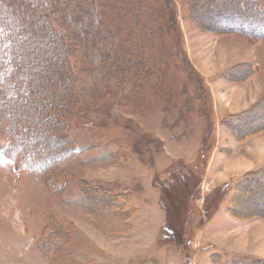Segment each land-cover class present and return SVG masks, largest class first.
I'll return each instance as SVG.
<instances>
[{
  "label": "rangeland",
  "instance_id": "obj_1",
  "mask_svg": "<svg viewBox=\"0 0 264 264\" xmlns=\"http://www.w3.org/2000/svg\"><path fill=\"white\" fill-rule=\"evenodd\" d=\"M116 4L105 0V23L121 39L133 33L139 95L95 99L99 107L57 127L63 143L27 133L29 149L40 155L78 148L58 165L43 155L53 166L46 171L37 167L39 155L24 160L13 148L14 158L5 156L8 136L20 134L8 130L7 117L28 97L12 70L28 72L29 64L20 45L0 44V264H264V219L238 227L223 213L210 222L197 192L218 122L238 120L252 136L241 154L261 153L242 156L247 167L242 159L226 163L216 181L243 172L234 212L264 216V165L251 171L264 160L257 141L264 135V0H132L131 10L125 0ZM80 77L91 86V74ZM37 109L44 111L32 119L41 123L48 114ZM41 124L55 133L52 123ZM210 236L220 238L210 243ZM222 242L255 253L228 255Z\"/></svg>",
  "mask_w": 264,
  "mask_h": 264
},
{
  "label": "trees",
  "instance_id": "obj_2",
  "mask_svg": "<svg viewBox=\"0 0 264 264\" xmlns=\"http://www.w3.org/2000/svg\"><path fill=\"white\" fill-rule=\"evenodd\" d=\"M125 2L130 5L131 10L132 0ZM110 3L113 7L117 6L116 0H110ZM104 7L105 0H0V44L12 50L20 45L23 51L19 57L29 64L26 67L29 68L28 72L20 74L12 70L14 79L17 77L18 82L25 80L24 88L28 97L17 101L19 113L12 111L11 114H16L7 117L8 130L12 134L13 131L20 134H15L18 136L16 138L8 136L10 139L5 144L8 148L6 157L12 156L13 148L21 150L19 154L24 160L27 156L39 155L37 167H43L46 171L62 161L60 156H70L78 148L71 145L64 150L57 149L53 153L40 155L38 148L35 147L36 153L29 149L27 133H47L51 140L63 143L66 141V134H63L62 128L57 127H65V122L72 121L73 116L85 112L90 105L99 107L92 104L95 99L106 94L107 97H115L118 102L116 94L125 91L130 96L132 93L139 95L140 88L134 87L137 83L135 74L139 72L132 58L136 56L133 33L131 37L121 39L116 29L105 23ZM130 12L127 13L130 15ZM7 36L11 40H7ZM46 59L52 63L45 61ZM82 70L93 77L89 87L81 81ZM31 95L33 106L29 102ZM40 104L48 114L43 119L40 118L41 123L45 122L46 126L52 123L53 127L50 125V129L55 131L54 134L49 130L44 132L38 129L36 125L42 124L32 119L37 116V111H44L37 109ZM30 139L33 140V137L30 136ZM202 151L203 149L200 152ZM43 155L46 160H52L53 157L56 160L52 165L46 166ZM31 160L30 158L28 162ZM200 183L201 178L197 182L198 187ZM227 192L228 186L225 184L204 196L203 213L207 214L208 219L219 209ZM110 217L112 216L106 218ZM45 260L47 262L48 258L45 257Z\"/></svg>",
  "mask_w": 264,
  "mask_h": 264
},
{
  "label": "crops",
  "instance_id": "obj_3",
  "mask_svg": "<svg viewBox=\"0 0 264 264\" xmlns=\"http://www.w3.org/2000/svg\"><path fill=\"white\" fill-rule=\"evenodd\" d=\"M214 102H215V100H214ZM230 114H232V113H230ZM239 123L240 122L238 120H234L232 118L226 119L223 122V124H219V122H218V128L215 129V131H214V134H216V137H217L216 142H215L216 143L215 148H214V151L209 158V161L207 162V166H206V169L204 170V173L202 174V179H201V183H200L201 184L200 186H201L202 191H203L202 195L207 194V193H205L206 191L207 192L211 191L210 189H213L215 186L219 185L220 183H224V184H227L228 182L230 183V185L228 184L227 195L225 196L224 200L220 204L219 209L214 213V215L211 218H209V221L211 222L213 219L217 218L219 215H221L223 213H225L226 216H227V213H230V214H232V218H231V219H233L232 222H234L232 224V226L235 224V225H238V227H239V225L246 226V225L254 224L255 222L257 223V222H260L264 219V216H262V214H260V213H258V216L251 214L250 215L251 217H240L239 215H236V213L234 212L232 202H233V197L235 195L233 194V192L235 190L234 188H236L235 186H237L236 185L237 181H238L237 179L244 174L243 172L235 171L233 173L234 178H229V177L227 178L226 177L223 180H221L220 182L216 181L217 180L216 178L219 179L218 174L219 173L221 174V172H223L224 169L226 168V163H228L229 165H233V164L238 162V161H236V162H234V161L237 159H242V156L244 159H245V157H247V158L250 157L251 159H253V158L259 156V154L261 153V152L256 150L257 153L253 152L251 154V153L246 152V153L241 154V152H244L242 150V148L245 149L247 142L250 141L252 136L249 137L250 132L240 131V129L238 128V126L240 125ZM221 140H224V142H225L224 147L222 149H218L217 147L221 143ZM257 141L258 142L263 141L259 144H264V135L261 138H259ZM257 148H259V147H257ZM238 154L240 155V157L238 156ZM257 158H259V157H257ZM228 159H230V160L227 161ZM242 161H243L242 163L245 164L244 167H247L246 165H248V164L246 163V161L243 159H242ZM263 165H264V160L263 161H261V160L256 161L255 164H253L251 166V168H252L251 171L257 170L258 168L262 167ZM231 184H232V186H231ZM237 192H238V190H237ZM201 200H203V199H201ZM230 214H229V216H231ZM235 217L238 218V220ZM205 221H207V220H205ZM215 238L219 239L220 237L210 236V243H211V241L215 240ZM220 241H222V239ZM217 244H218V242H215V245H217ZM217 246H220V245H217ZM221 247L230 250L229 252L226 253L228 255L233 254L235 256V255H245L243 253H246V255L255 253V252L249 251L247 249H239V248H235V247H231V246L229 247V246L224 245V243L222 244Z\"/></svg>",
  "mask_w": 264,
  "mask_h": 264
},
{
  "label": "bare ground",
  "instance_id": "obj_4",
  "mask_svg": "<svg viewBox=\"0 0 264 264\" xmlns=\"http://www.w3.org/2000/svg\"><path fill=\"white\" fill-rule=\"evenodd\" d=\"M261 142V141H260ZM263 142V141H262Z\"/></svg>",
  "mask_w": 264,
  "mask_h": 264
}]
</instances>
